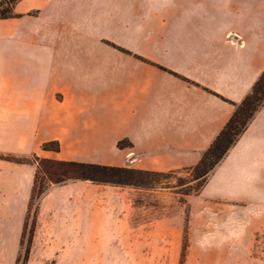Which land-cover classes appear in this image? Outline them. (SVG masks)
Masks as SVG:
<instances>
[{
	"label": "crops",
	"instance_id": "1",
	"mask_svg": "<svg viewBox=\"0 0 264 264\" xmlns=\"http://www.w3.org/2000/svg\"><path fill=\"white\" fill-rule=\"evenodd\" d=\"M15 11L0 19V155L193 167L264 71V0H20ZM36 171L0 158V264H16ZM129 188L50 186L27 264H79L80 240L136 239ZM103 189L119 195L115 219L95 214ZM187 202L239 240L264 226V103Z\"/></svg>",
	"mask_w": 264,
	"mask_h": 264
},
{
	"label": "rangeland",
	"instance_id": "2",
	"mask_svg": "<svg viewBox=\"0 0 264 264\" xmlns=\"http://www.w3.org/2000/svg\"><path fill=\"white\" fill-rule=\"evenodd\" d=\"M197 184L191 170L177 169L157 177L151 188H129L126 231L139 236L80 240L79 264H264V226L239 240L224 217L192 216L187 197L198 192ZM101 213L105 220L120 214L116 190H96L95 214Z\"/></svg>",
	"mask_w": 264,
	"mask_h": 264
},
{
	"label": "trees",
	"instance_id": "3",
	"mask_svg": "<svg viewBox=\"0 0 264 264\" xmlns=\"http://www.w3.org/2000/svg\"><path fill=\"white\" fill-rule=\"evenodd\" d=\"M20 0H0V19L19 16L15 8ZM264 103V71L254 84L250 93L236 105V109L228 122L203 152L200 161L193 167L183 169L191 170L193 179L197 180L199 191L208 180L210 172L225 157L231 146L245 131L258 109ZM119 148L133 147L128 138L118 143ZM45 150L59 151L61 144L58 141H49L42 145ZM0 158L20 162L36 163L37 171L32 188L30 207L24 222L21 239V250L16 264H27L33 245L39 201L53 184H65L73 180H87L98 184L115 186H131L135 188H151L157 177L164 172L144 170L129 165H108L91 161L60 160L53 158L16 157L13 155H0ZM179 170V169H178ZM37 201V203H36ZM35 206L33 216L32 209ZM187 249V240L183 244V256Z\"/></svg>",
	"mask_w": 264,
	"mask_h": 264
}]
</instances>
